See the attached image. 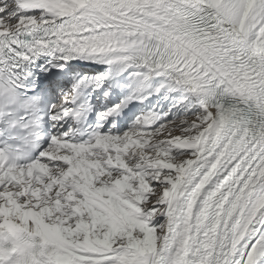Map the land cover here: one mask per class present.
<instances>
[{"label":"snow or ice","instance_id":"obj_1","mask_svg":"<svg viewBox=\"0 0 264 264\" xmlns=\"http://www.w3.org/2000/svg\"><path fill=\"white\" fill-rule=\"evenodd\" d=\"M0 264H264V0H0Z\"/></svg>","mask_w":264,"mask_h":264}]
</instances>
